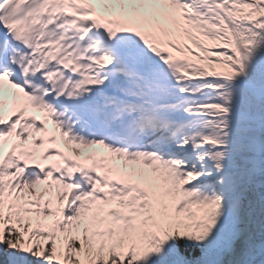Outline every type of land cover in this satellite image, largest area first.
Returning <instances> with one entry per match:
<instances>
[{
    "label": "snow or ice",
    "instance_id": "snow-or-ice-1",
    "mask_svg": "<svg viewBox=\"0 0 264 264\" xmlns=\"http://www.w3.org/2000/svg\"><path fill=\"white\" fill-rule=\"evenodd\" d=\"M0 264H264V0H0Z\"/></svg>",
    "mask_w": 264,
    "mask_h": 264
}]
</instances>
